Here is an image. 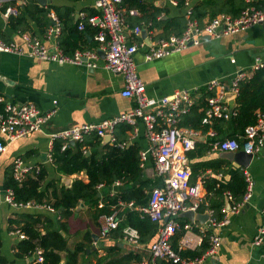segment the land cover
I'll use <instances>...</instances> for the list:
<instances>
[{
    "label": "crops",
    "instance_id": "crops-1",
    "mask_svg": "<svg viewBox=\"0 0 264 264\" xmlns=\"http://www.w3.org/2000/svg\"><path fill=\"white\" fill-rule=\"evenodd\" d=\"M26 1L27 0H24L21 3L15 1L17 10L19 6L25 4ZM137 1L138 0H122L119 7L125 21V25L122 29L125 42L127 44L135 43L138 46L137 51L133 55V59L137 73L145 84V94L147 96L161 97L182 88L202 87L205 83L213 79H217L223 84L229 85L234 76L239 72L245 74L244 79L250 78L254 73V71H252V66L257 59L264 65V22L252 25L242 31L227 36H220L217 38L203 36L200 38L198 45H191L182 51L171 53L159 59L146 61L144 59V54L148 50L151 41L158 38H165L167 35L169 36V34L179 35L173 32L168 33V31L164 29V24L166 25L168 21L180 15H185L187 8L193 9L195 5H198L204 0H184L183 7L177 5V0H139L144 4L143 10L135 6ZM218 1L219 3L216 6L200 7V15L197 16L198 18L195 17L199 25H204L209 22L217 14H229L225 11L218 10L219 8L226 7L223 0ZM234 1L241 6L245 4L244 8L249 5L256 8L264 7V0ZM50 2L73 5L75 7L74 19H79L82 23L84 19H81L79 13H84L85 16H87V10L94 8V0H47V4ZM186 2L188 5H186ZM130 9H134L136 13L129 14L128 10ZM95 11L97 13L96 9ZM52 16L56 18L61 32L60 22L53 11L50 12V26L55 23ZM158 20H162V22L159 24L157 23ZM88 25L90 24L88 23ZM0 26L9 36L8 40L3 39L6 42L15 41L22 44L20 34H30L29 32L19 33L11 30L7 26V18L2 16V11H0ZM135 26L141 28V32L138 35L133 33V28ZM91 27L92 29L90 28L89 33H85L87 43L90 47L79 50H97L98 44L94 39L95 32H93V30L96 29L93 26ZM143 30H145V35L142 34ZM31 36L42 43L44 42L48 47L52 46L55 41L52 37L48 38L46 32L42 35L31 34ZM95 63L96 67L92 68L85 64H59L30 57L26 54L18 55L0 52V94L14 102L33 103L42 111L54 110L53 114L40 131L33 132L26 137L10 142L6 150L0 154L1 163L8 159L6 166L0 171V256L7 259V264L39 263L36 261L35 251L30 256L17 257L15 255L16 244L21 237L13 230L15 224L10 226L9 219L14 218L16 212L44 213L50 215L55 220L60 219V214L58 210L50 205L48 206L52 207L54 209L53 211H50L46 205L45 207L16 209L4 202L2 200L4 191L1 189V184L5 168L12 164L13 159L19 157L24 162L30 165H38L45 170L46 175L43 182L44 184L54 181L57 187L65 186L68 188L75 179L87 182V176L84 171L72 173L70 175H61L56 172L55 166L51 161L50 152L53 146L51 134L82 123H96L105 118H110L122 112L129 111L135 106V102L132 98L123 97L120 94L124 86L123 78L121 75L115 74L105 67L104 54L102 51H97ZM206 91L207 90L204 88L201 89L200 94L197 96V103L195 106H199L203 101L205 103V98L207 97L205 95ZM181 126L197 130L200 134L195 141L194 148L189 150L186 154V163L191 171L192 166H195L201 161L208 162L217 160L223 161L224 164L222 168L223 170H227L225 172H220L207 168L203 171L199 170L195 177L190 176V183H194L199 177L204 181L199 205L200 207L202 206V209L199 210L198 207L196 213H204L207 212V210H211L216 220L220 221L224 217H227L229 220L228 223L222 226L210 227L207 225V220L204 223H200L197 220H190L186 217L188 220L187 223L193 222V225L189 230H184V233L179 238L180 240L184 236L189 241V247H186L184 250L200 248L203 239H205L207 248L208 234L215 233L221 237V245L214 254V257L206 260L207 264H264V238L260 245H251V241L257 229L260 226H264V145L258 153L252 156L247 167H240L223 158L221 156L222 151L208 150L200 153V151L209 144L210 137L206 132H202L200 129L184 125ZM212 128L220 138L236 136V138L240 140V136L242 135L234 126L232 118L218 119ZM126 134L127 146L133 142H138L140 144V149H145L150 146V143L144 137L143 126L140 127L139 134L136 138H131V129H129ZM99 140L101 141V145L110 143L107 142L102 144V139L99 138ZM13 143L14 146L9 148ZM87 152H90V150L86 151V154ZM237 168L243 169L252 180L251 196L239 207L237 212H231L228 211L229 207L226 202L232 205L231 202L233 201L227 199L225 191L223 199L224 206L222 207L223 216L219 219L216 216L215 210L210 207L206 199V180L209 177H216L223 182H227L230 179V172ZM141 172V177L149 181V187L145 191V204L134 203L135 207L146 205L150 189L160 184V180L155 174L153 162L151 160L146 163L144 169H141ZM63 178H69V183H66ZM98 185L96 186L98 191L97 196L100 198L103 194H114L120 191L123 186L122 182L116 180L109 186H104L102 184L103 186L98 188ZM49 202H53V199L49 200ZM99 203L104 204L102 199L98 201V204ZM119 203L126 204V202L118 201L117 204L111 206V211L113 209L120 211L122 220L124 212L131 208H127L126 206H121L120 208ZM133 209L136 210L137 208ZM73 212V215L68 219L70 226L69 235L66 236V234L61 231V233L66 236L68 244L73 246L79 241L86 228H89L92 234L98 237L97 240L93 238L92 242V246H96L95 250L97 254H91V252L95 250H91L92 246L88 247L87 250L89 251L79 255L78 264L95 263L97 257L104 254V248L113 245L119 246L123 252L133 251L138 253L141 260L132 264H139L142 260L149 257L148 246L150 242L154 240L156 234L147 244L140 243L139 246L130 248L127 246L128 243L123 239L122 235L117 238L111 235L114 230L110 231L104 238L98 236L99 223L98 221L97 225L92 223V212L89 202H80L73 209ZM81 217H86L81 221L85 224L84 230L79 233L76 230L72 231L71 221H76V219L80 220ZM179 240L177 242V247L179 245ZM62 262L64 264V259H62Z\"/></svg>",
    "mask_w": 264,
    "mask_h": 264
},
{
    "label": "built area",
    "instance_id": "built-area-1",
    "mask_svg": "<svg viewBox=\"0 0 264 264\" xmlns=\"http://www.w3.org/2000/svg\"><path fill=\"white\" fill-rule=\"evenodd\" d=\"M7 1L24 0H0V7ZM122 0H94V8L97 13L88 16V23L96 29L94 39L97 42V50H75L73 54L66 55L62 52L56 37L60 32V26L55 21L46 31V36L55 39L52 46L38 41L28 33L20 34L22 44L0 38V52L11 54H26L30 57L59 64H85L89 67H96L97 51L104 54L105 67L123 78L124 86L120 91L123 97L132 98L135 106L126 112H122L110 118H105L96 123H82L69 128L59 130L51 134V142L55 139L63 140L61 149L68 147L69 143H82L87 135L95 134L103 139L110 136V143L115 142L114 131L119 124H127L131 128V138H136L140 127H144V137L150 146L139 150V167L144 169L146 163L151 160L156 176L160 184L149 191L146 205L135 207L133 202L126 204L119 203L127 208H137L142 215H146L151 221L159 224L156 237L148 246L149 257L139 264H156L157 259H164L172 264H207L208 258L214 257L221 245V237L218 234H208V247L200 256H182L180 250L189 247V241L184 236L179 240L177 249L171 245V239L177 230L181 228L176 217L188 210L196 212L200 205L203 179L199 177L194 183H190L191 170L186 163V154L194 148V144L200 135L197 130L180 125L182 117L190 112L197 103V96L204 88L211 95L205 98L201 110L203 117L202 124L211 125L217 119H230L236 116V105H230L224 101L226 93L233 92L238 95L239 82L244 79L243 72L237 73L229 85H225L217 79L205 83L202 87L182 88L171 94L161 97H150L145 94V84L139 77L133 59L138 46L135 43L127 44L122 29L125 21L120 10ZM186 5L187 2H186ZM15 5H7L2 11V16L17 14ZM129 14H135L134 9L128 10ZM190 8H187L185 17L186 27L179 35H169L165 38H158L151 41L148 50L144 54L146 61L165 57L171 53L179 52L191 45H198L203 36L220 37L242 31L252 25L264 22V7L256 8L246 6L237 16L220 13L214 16L204 25L190 18ZM81 19H85L84 13H79ZM83 29L82 22L78 25ZM141 32L139 26L133 28V33L138 35ZM263 66L257 59L252 66L255 71ZM236 100V99H235ZM54 110L42 111L35 104L30 102H14L0 94V154L6 150L7 145L17 139L40 131L47 123ZM206 134L210 137L209 151H243L248 154H256L264 145V111L256 112V121L244 128L240 140L236 137L220 138L210 127ZM124 147L126 142L117 143ZM12 175L15 180L21 182L28 174L38 173V165H30L17 157L12 161ZM246 191L240 202L229 205L228 211L237 212L251 196L252 180L244 171ZM98 185V188L102 187ZM226 197L232 200L231 194L226 192ZM2 200L16 209L30 207H45V204H37L32 201L16 202L12 190L4 191ZM103 204L99 203L98 207ZM46 207L53 211L48 205ZM209 217L207 225L222 226L228 223L224 217L218 221L211 210H207ZM227 212V210H226ZM121 222V214L117 209L110 213H103L98 217V236L106 237L110 231L118 228ZM193 223V222H192ZM192 223H185L184 230H189ZM18 234L19 232L16 231ZM22 238L23 235L19 234ZM123 239L130 246H139V232L136 228L126 225L122 228ZM264 238V226H260L254 235L251 245L258 246ZM36 261H43L42 250H35ZM211 264V263H210Z\"/></svg>",
    "mask_w": 264,
    "mask_h": 264
},
{
    "label": "trees",
    "instance_id": "trees-1",
    "mask_svg": "<svg viewBox=\"0 0 264 264\" xmlns=\"http://www.w3.org/2000/svg\"><path fill=\"white\" fill-rule=\"evenodd\" d=\"M218 3V0L202 1L195 5L193 9H190V18L195 20V17L200 15L201 6L213 7ZM223 3L226 4V7L218 10L225 11L232 16L238 15L245 6V4L242 6L236 4L234 0H223ZM10 4L15 5L16 3L15 1H7L0 7V11H4L6 6ZM177 5L183 7L184 0H177ZM135 6L140 10L144 8V4L139 0L135 3ZM51 11L55 13L61 25V32L57 36V42L65 54L70 55L76 49L90 47L85 33H89L90 28L92 29L87 23V17L96 13L94 8L87 10V16L83 20L84 28L81 30L78 29V24L81 20L74 19L75 7L73 5L50 2L46 6H40L36 0H27L25 4L19 6L17 14L7 17V26L15 32L42 35L51 25ZM153 19L155 20L154 17ZM186 21L185 15H180L168 21L166 25L164 24V29L168 33L181 34L186 27ZM161 22L162 20H158L157 23L160 24ZM93 32H96V30H93ZM0 38L9 39L8 34L2 30L1 26ZM205 95L209 96L211 93L206 91ZM203 105L204 101L199 106H194L190 112L182 117L180 124L200 129L202 132H206L210 127H213L216 120L211 125L201 123L203 112L200 107ZM235 107L237 114L232 118V121L239 133L243 134L244 128L256 121V112L264 111V65L255 70L250 78L239 82ZM129 129L131 128L127 124H119L114 131L115 142L105 145H101V141L95 134L87 136L82 143L69 144L64 150L61 149L63 140H53L50 153L56 172L61 175H70L84 171L87 176V182L75 179L68 188L65 186L57 187L54 181L44 184L46 172L41 167L38 173L28 174L21 182L13 178L11 165L5 168L1 189L3 191L12 190L16 202L32 201L41 205H50L58 210L60 214V219L55 220L44 213L16 212L15 217L9 219V224L10 226L15 224L13 230L23 235L16 244L15 255L17 257L30 256L36 248H41L43 261L35 264H59L62 259H64V264H78L79 255L87 252V248L91 247L93 242V234L89 228L83 231L82 237L73 246L68 244L66 238L70 230L68 219L73 215V209L80 202H89L91 205V219L94 225H97L98 217L103 213H110L111 206L117 204L118 201L145 204V191L149 187V181L141 177L142 172L139 168L140 144L133 142L124 147L117 145V143H122V141L127 144L126 132ZM209 148L208 144L200 153L208 151ZM88 150L90 152L86 154ZM223 164V161L218 160L201 161L192 166L191 177H195L199 170L203 171L207 168L225 172L227 170H223ZM230 174V179L227 182H223L216 177H209L205 183V189L207 190L206 199L210 207L215 210L219 219L223 216L224 192L231 194V201H233L231 204H233L240 202L246 191L244 170L237 168L232 170ZM115 180L123 184L120 191L114 194H103L101 198L97 196L96 186L98 184L102 183L104 186H109ZM52 199L53 202H49ZM100 199L103 200L104 204L99 208L98 201ZM200 209H202V206H199ZM176 220L179 221L181 228L173 236L171 243L174 249H177V242L184 233L183 225L188 221L183 216H177ZM126 225L138 230L139 242L142 244H147L153 239L158 229L157 222L151 221L148 216L142 215L138 210L132 208L124 212V217L118 228L111 235L116 238L120 237L122 228ZM201 243L202 246L200 248L180 250V254L189 257L200 256L206 249L205 239ZM91 254H97V251L95 250ZM140 260L138 253L133 251L123 252L119 246L113 245L105 247L104 254L98 256L93 264H132ZM7 262L5 257L0 256V264H7ZM156 264L172 263L164 259H157Z\"/></svg>",
    "mask_w": 264,
    "mask_h": 264
},
{
    "label": "water",
    "instance_id": "water-1",
    "mask_svg": "<svg viewBox=\"0 0 264 264\" xmlns=\"http://www.w3.org/2000/svg\"><path fill=\"white\" fill-rule=\"evenodd\" d=\"M41 6H45L47 4V0H36ZM19 3H21V1H19ZM142 34L145 35V30L142 31ZM236 99V95L233 92H229L226 93L224 96V101L229 102L230 105H233ZM110 141V136H105L102 139V144H105L107 142ZM89 152H87L88 154ZM223 158H225L226 160H228L229 162H233L237 165H239L240 167H247L252 159V154H248L245 153L243 151H236V152H231V151H222V155ZM153 172V171H152ZM63 180L66 183H69L70 179L69 178H63ZM227 206L229 207V203L226 202ZM179 216H183V217H187L190 220H197L200 223H204L208 217L209 214L208 212H204V213H196L194 211L188 210L185 212H181L179 214ZM94 240H97L98 237L96 235H93ZM96 246H92L91 250H95ZM89 251V250H87ZM60 264H63L62 260L60 262Z\"/></svg>",
    "mask_w": 264,
    "mask_h": 264
},
{
    "label": "rangeland",
    "instance_id": "rangeland-1",
    "mask_svg": "<svg viewBox=\"0 0 264 264\" xmlns=\"http://www.w3.org/2000/svg\"><path fill=\"white\" fill-rule=\"evenodd\" d=\"M13 146H14V143L9 148H11ZM7 162H8V159L6 161H3L2 163L0 161V171L6 166ZM86 217H88V216H86ZM85 218L81 217L80 220L76 219V221H71V229H72V231L76 230L78 233L83 231L84 228H85V224H83L84 222H81V221H83ZM89 222H91V221H89ZM127 246L130 247V248H134L133 246H130L128 244H127Z\"/></svg>",
    "mask_w": 264,
    "mask_h": 264
}]
</instances>
